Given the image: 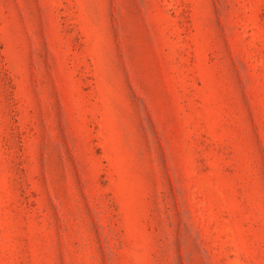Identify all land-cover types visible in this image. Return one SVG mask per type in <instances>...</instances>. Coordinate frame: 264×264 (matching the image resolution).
I'll use <instances>...</instances> for the list:
<instances>
[{
    "label": "rangeland",
    "instance_id": "obj_1",
    "mask_svg": "<svg viewBox=\"0 0 264 264\" xmlns=\"http://www.w3.org/2000/svg\"><path fill=\"white\" fill-rule=\"evenodd\" d=\"M0 264H264V0H0Z\"/></svg>",
    "mask_w": 264,
    "mask_h": 264
}]
</instances>
